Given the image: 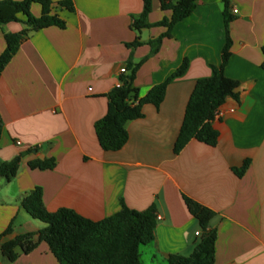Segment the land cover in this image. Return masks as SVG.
Listing matches in <instances>:
<instances>
[{"label":"crops","instance_id":"crops-1","mask_svg":"<svg viewBox=\"0 0 264 264\" xmlns=\"http://www.w3.org/2000/svg\"><path fill=\"white\" fill-rule=\"evenodd\" d=\"M70 1L74 11L54 7L65 27L22 35L0 73V163L22 153L15 176H0V233L11 221L6 238L43 226L20 205L22 195L36 186L47 210L67 207L92 220L113 215L121 201L137 210L154 204L160 218L153 240L139 248L140 260L168 264L170 254H190L200 238L184 194L215 212L209 221L216 229L213 264H264V0H230L232 43L224 74L238 82L237 96L226 97L222 114L212 121L218 131L214 146L191 139L177 154L172 148L194 82L209 77L211 66L221 61L222 0H197L153 54L147 41L165 27L131 29L142 0ZM30 11L38 16L41 7L32 3ZM169 15L152 0L149 22ZM25 28L22 21L0 25V54L3 34ZM136 37L141 44L127 47ZM129 59L138 64L133 86L139 97L184 59L188 65L168 83L158 108L146 103L143 116L127 122L126 143L105 151L93 125L106 112V94L129 72ZM50 157L56 160L53 169L27 165ZM245 159L249 163L237 176L232 168ZM16 250L13 261L0 254V264H59L45 242L28 253Z\"/></svg>","mask_w":264,"mask_h":264},{"label":"trees","instance_id":"trees-1","mask_svg":"<svg viewBox=\"0 0 264 264\" xmlns=\"http://www.w3.org/2000/svg\"><path fill=\"white\" fill-rule=\"evenodd\" d=\"M163 11H170L168 17L151 23L148 15L152 10V0H142V11L135 16L131 29L139 32L151 26H163L165 31L147 43L151 54L155 53L164 37L171 36L174 24L187 17L194 9L197 0H159ZM32 3L41 7L40 15L30 11ZM225 28V43L221 51L219 65H212L209 77L195 80L185 105L183 118L173 144V153L177 154L191 139L214 146L217 143L218 131L212 125L214 111L228 96L236 97L238 82L224 74V66L230 55L231 38L229 23L230 0H222ZM55 5L74 11L70 0H0V25L22 21L27 28L18 32L4 33L5 48L0 54V73L18 48L22 35L48 26L65 27V21L54 10ZM22 14L24 19H20ZM139 38L126 43L127 47L140 45ZM263 59L260 64L264 69V44L261 47ZM188 61L182 63L161 83L152 86L148 92L138 96L133 80L138 64L127 61L129 72L121 74L120 85L114 86L107 94L105 114L94 122V131L99 146L105 151L119 150L127 141V122L143 116L142 107L146 103L156 108L163 101L169 82L183 74ZM3 122L0 116V136ZM22 153L8 161L0 163V176L10 180L15 176ZM249 163L245 159L241 166L233 167L237 176H241ZM54 157L34 159L27 162L31 169H53ZM184 204L189 213L197 220L200 227V238L188 255L170 254L168 264H213L216 229L209 226L215 212L196 200L182 194ZM21 207L33 219L39 220L43 226L35 232H24L6 238L12 231V221L0 233V254L10 261L18 256L17 247L23 253L32 251L39 242H45L59 264H141L139 248L153 240L156 225V207L151 204L144 210L130 208L121 201L120 209L108 217L92 220L84 217L71 208L60 207L55 211L45 208L40 187H34L20 200Z\"/></svg>","mask_w":264,"mask_h":264},{"label":"built area","instance_id":"built-area-1","mask_svg":"<svg viewBox=\"0 0 264 264\" xmlns=\"http://www.w3.org/2000/svg\"><path fill=\"white\" fill-rule=\"evenodd\" d=\"M232 12H233V13H236V12H237V9H236V8H233V9H232ZM120 72H121V73L125 72V68H124V67H121V68H120ZM119 85H120V81L118 80L116 86H119ZM231 110H232V109H231ZM221 114H222V112H221V110H220V106H218V107L216 108V110L214 111V118H215V117H219ZM16 143H17V144H20L19 141H16ZM156 218L159 219L160 216H156ZM195 234H196V235H199V234H200V231H199V230L196 231Z\"/></svg>","mask_w":264,"mask_h":264},{"label":"rangeland","instance_id":"rangeland-1","mask_svg":"<svg viewBox=\"0 0 264 264\" xmlns=\"http://www.w3.org/2000/svg\"><path fill=\"white\" fill-rule=\"evenodd\" d=\"M172 1H174V0H172Z\"/></svg>","mask_w":264,"mask_h":264}]
</instances>
